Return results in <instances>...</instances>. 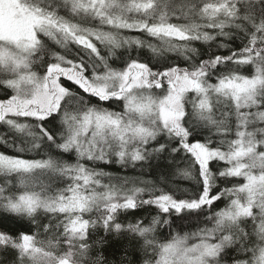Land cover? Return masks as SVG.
Segmentation results:
<instances>
[{"label":"snow or ice","instance_id":"1","mask_svg":"<svg viewBox=\"0 0 264 264\" xmlns=\"http://www.w3.org/2000/svg\"><path fill=\"white\" fill-rule=\"evenodd\" d=\"M0 264H264V0H0Z\"/></svg>","mask_w":264,"mask_h":264},{"label":"trees","instance_id":"2","mask_svg":"<svg viewBox=\"0 0 264 264\" xmlns=\"http://www.w3.org/2000/svg\"><path fill=\"white\" fill-rule=\"evenodd\" d=\"M106 106H111V107H113V108H115L116 107V105H106ZM110 171H113L114 173H118V174H120V175H124V172L123 171H121V170H119L118 169V166H113V167H111L110 169H109ZM135 173L132 171V170H128V172H127V175H129V176H132V175H134Z\"/></svg>","mask_w":264,"mask_h":264}]
</instances>
